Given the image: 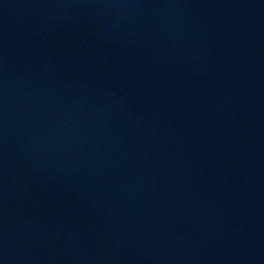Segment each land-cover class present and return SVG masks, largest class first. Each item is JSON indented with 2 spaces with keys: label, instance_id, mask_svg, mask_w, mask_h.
I'll return each mask as SVG.
<instances>
[{
  "label": "water",
  "instance_id": "1",
  "mask_svg": "<svg viewBox=\"0 0 264 264\" xmlns=\"http://www.w3.org/2000/svg\"><path fill=\"white\" fill-rule=\"evenodd\" d=\"M0 264H264V0H0Z\"/></svg>",
  "mask_w": 264,
  "mask_h": 264
}]
</instances>
